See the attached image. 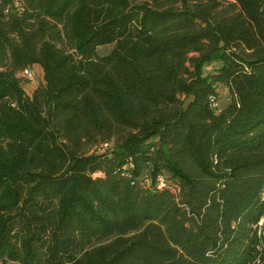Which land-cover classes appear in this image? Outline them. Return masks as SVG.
Returning a JSON list of instances; mask_svg holds the SVG:
<instances>
[{"label": "trees", "instance_id": "obj_1", "mask_svg": "<svg viewBox=\"0 0 264 264\" xmlns=\"http://www.w3.org/2000/svg\"><path fill=\"white\" fill-rule=\"evenodd\" d=\"M263 187L264 0H0V264H264Z\"/></svg>", "mask_w": 264, "mask_h": 264}, {"label": "rangeland", "instance_id": "obj_2", "mask_svg": "<svg viewBox=\"0 0 264 264\" xmlns=\"http://www.w3.org/2000/svg\"><path fill=\"white\" fill-rule=\"evenodd\" d=\"M112 46H103L99 48V52L101 54H107L111 51ZM25 77L28 80H25V90L27 93H31L32 90L39 84L43 83V77L41 68L38 65H35L27 74H25ZM226 91L220 92V99H219V105H224L226 102ZM99 174H96L98 176Z\"/></svg>", "mask_w": 264, "mask_h": 264}, {"label": "built area", "instance_id": "obj_3", "mask_svg": "<svg viewBox=\"0 0 264 264\" xmlns=\"http://www.w3.org/2000/svg\"><path fill=\"white\" fill-rule=\"evenodd\" d=\"M215 105V104H214ZM262 198L264 199V187L262 190ZM257 229H258V234L264 233V215L260 217L258 223H257Z\"/></svg>", "mask_w": 264, "mask_h": 264}]
</instances>
